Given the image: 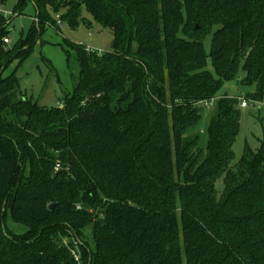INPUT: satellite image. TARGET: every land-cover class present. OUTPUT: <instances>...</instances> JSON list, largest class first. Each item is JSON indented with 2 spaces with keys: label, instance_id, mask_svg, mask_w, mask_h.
Listing matches in <instances>:
<instances>
[{
  "label": "trees",
  "instance_id": "trees-1",
  "mask_svg": "<svg viewBox=\"0 0 264 264\" xmlns=\"http://www.w3.org/2000/svg\"><path fill=\"white\" fill-rule=\"evenodd\" d=\"M15 1L36 22L10 47L0 14V264H264V139L234 164L239 99L219 96L243 71L264 101V0ZM83 8L113 51L67 41L73 92L30 102L5 70Z\"/></svg>",
  "mask_w": 264,
  "mask_h": 264
},
{
  "label": "rangeland",
  "instance_id": "rangeland-1",
  "mask_svg": "<svg viewBox=\"0 0 264 264\" xmlns=\"http://www.w3.org/2000/svg\"><path fill=\"white\" fill-rule=\"evenodd\" d=\"M15 7L16 1L10 0L6 5H3L2 15L5 16L4 12L13 13ZM82 16L86 22H81L76 29H71L66 23L59 25V28L45 27L33 53L24 61L13 60L5 70L4 77L15 75L20 92L25 99L42 107H58L64 96L73 92L80 68L75 59V54L71 52L72 56L69 59L65 53L64 48L67 41L75 44L83 43L85 47H89L94 51L104 53L113 51L112 32L95 23L84 8ZM6 19L10 31L8 36L10 39L9 46L12 47L22 37L28 36L34 27L36 22L35 8L30 4L21 16L11 14ZM210 48L211 38H208L205 42L207 53H209ZM209 69L212 70L210 61ZM244 77V72L240 71L235 81L228 82L223 86L219 96L238 99L247 98V94L253 93L255 88L242 86L241 81ZM213 107L211 106L207 111H210ZM239 110L241 113L240 132L233 146L234 164L241 160L246 146H249L252 150H259L264 139V107L249 106L243 109L239 106ZM207 119L206 115L204 120L207 121ZM203 126L206 128V122ZM203 140L206 142L205 135ZM216 190L219 194L223 193V180L217 182ZM101 215V212L95 213L94 219L97 220ZM7 225L16 235H22L26 231L23 227L13 224L10 219L7 220ZM85 233V238L92 244L89 228L86 229ZM65 235L69 234L66 233ZM62 241L78 261L80 250L76 242L68 236H63Z\"/></svg>",
  "mask_w": 264,
  "mask_h": 264
},
{
  "label": "built area",
  "instance_id": "built-area-1",
  "mask_svg": "<svg viewBox=\"0 0 264 264\" xmlns=\"http://www.w3.org/2000/svg\"><path fill=\"white\" fill-rule=\"evenodd\" d=\"M3 6L0 4V14H3V8H2ZM16 15V14H14V13H5L4 12V15H5V17H7L8 15ZM4 43L5 44H10V39L9 38H5L4 39ZM80 45H83V43H80ZM86 50L88 51V52H92V51H94V50H92L91 48H89V47H86ZM102 52H99V54H101ZM207 105V104H206ZM239 106L241 107V108H248L249 106H253V107H255V108H257V107H264V101L263 102H257V101H254V100H250V99H247V98H240L239 99ZM59 166H57L56 167V171H58L59 170Z\"/></svg>",
  "mask_w": 264,
  "mask_h": 264
},
{
  "label": "water",
  "instance_id": "water-1",
  "mask_svg": "<svg viewBox=\"0 0 264 264\" xmlns=\"http://www.w3.org/2000/svg\"><path fill=\"white\" fill-rule=\"evenodd\" d=\"M54 207H55V205H51V206H50V209H53Z\"/></svg>",
  "mask_w": 264,
  "mask_h": 264
}]
</instances>
